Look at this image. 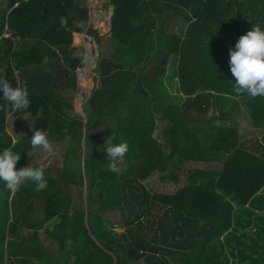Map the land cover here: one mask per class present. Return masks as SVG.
Returning <instances> with one entry per match:
<instances>
[{
	"label": "trees",
	"instance_id": "1",
	"mask_svg": "<svg viewBox=\"0 0 264 264\" xmlns=\"http://www.w3.org/2000/svg\"><path fill=\"white\" fill-rule=\"evenodd\" d=\"M79 2L5 0L0 9V36L2 31L10 35L0 39V73L14 87L26 86L30 100L23 111L0 100V150L19 154L17 167L43 168L47 181L42 191L31 181L18 190L0 182V264L5 255L20 257L22 264H166L157 262L159 256L169 257L171 264H264V205L254 210L264 201V194H258L264 187V152L258 156L239 146L238 128L229 117L241 114L242 104L250 127L264 130V97L237 93L228 63L238 38L256 23L264 27V0ZM169 10L187 20L183 32L165 30L164 12ZM105 32L116 42L112 55L117 61L98 63L96 87L81 72L82 59L71 56L67 47ZM24 41L32 45L13 48ZM161 53L173 66L166 70L171 87L158 80L160 95L175 90L183 101L156 110L169 124L163 143L153 136L151 99L127 107L118 123L104 130L112 144L128 145L123 172L111 171L106 147L92 145V137L81 133L77 109L56 89H75L87 99L91 117L103 115L127 100L130 82ZM58 54L65 64L56 61ZM222 102L229 109L220 120L230 123L214 125L209 145L203 146L182 109L203 113ZM13 113L33 118L35 129L47 131L49 142L64 131L68 139L60 183L50 171L60 158L56 151L38 147L29 152L25 142H13L7 134L6 118ZM115 164L117 169L118 160ZM35 199L42 201L43 230L54 243V254L18 239L20 224L32 226L31 236L37 235L31 219ZM233 203L245 207L243 214H254L249 218L253 231L243 234L248 245L233 234ZM155 204L164 208L157 219L159 235L145 239L137 228ZM114 225L124 231L116 232ZM176 237L180 242L172 244Z\"/></svg>",
	"mask_w": 264,
	"mask_h": 264
},
{
	"label": "rangeland",
	"instance_id": "2",
	"mask_svg": "<svg viewBox=\"0 0 264 264\" xmlns=\"http://www.w3.org/2000/svg\"><path fill=\"white\" fill-rule=\"evenodd\" d=\"M3 3H5V0H0V9L3 10L4 6ZM80 4H83V0H80ZM18 4V2H15L13 4V7H15ZM164 28L166 31H173V32H183L184 27L187 24V21L183 19L182 15L177 11L169 10L167 12H164ZM79 26L81 28H86L85 23H80ZM99 32V31H98ZM99 34V33H98ZM5 36H8V33L5 32ZM98 38L93 37L92 39H87L82 44H75L73 46H68V52H70L71 56L78 57L82 59L83 65L81 66V72L88 75V80L92 81L96 87H100V76H99V69H98V63L101 62V60L107 59L112 62H116L117 59L113 57V51L116 46L115 40L110 37V34H107L106 32L104 35H98ZM1 39V38H0ZM32 45V42L30 41H24V44L15 43L13 48L18 49L20 45ZM56 61L59 62V64H65V60H62L61 57H59V54L56 56ZM172 59L167 57L165 54L161 53L158 55L155 61L150 62L143 71L136 74L135 79H133L130 82V89L128 92L127 100L122 103L118 104L115 108H109L107 112L100 116H93L90 115V109L87 107V99L84 97H81L75 89L70 87H58L56 89V93L62 96L66 101L70 102L72 107H75L78 111V116L81 121L80 125V131L82 134H87L88 138L92 137L91 144L96 145L98 147H107L108 144H112L105 136L104 130L106 128H112V125L115 126L118 121L121 119V117L124 115L127 107L139 105L142 103L143 100L151 99L149 105L152 106V110L155 112V129L153 132V136L158 140V142L163 143L164 141V132L166 128L168 127V122L163 117L161 112H156V110H160L168 105V104H178L180 106V103L183 101V96L176 92L175 90L169 91L168 95H164L166 97H162L159 92L158 87V80H161L162 82L165 80L166 86L169 87L172 86V82L169 81V78L172 77L169 75V73L166 71L169 66H173L171 63ZM34 71V70H33ZM32 71V72H33ZM168 74V75H167ZM171 90V89H170ZM216 98H214L213 102L215 103ZM219 104V108L217 109L214 107V104L211 105L206 112H197L195 110H186V108H181L183 116L185 120L188 122V126L191 129L192 132H194L200 139V142L203 146H208L211 139L208 138L210 135H214V125H218L221 122L220 117L223 114V110L229 109L228 104ZM218 104V103H217ZM239 110L241 114H232V117L229 115L230 120L232 118V123L238 128L239 132V146L245 148L246 150H249L250 152L255 153L256 155H260L262 152H264V149L257 148L256 146L252 147V143L254 140H259L261 142L262 138H264V131L252 129L249 125L248 120L245 115L246 108L241 104L239 106ZM91 117V118H89ZM230 123L229 121L222 123L226 124ZM34 127V120L33 118L29 116L24 115H18V114H10L6 118L5 122V131L7 134L10 135L12 141H21L25 142L26 145L29 147V152L33 151L32 149L35 148H41L42 146L33 147L31 145V136L33 134V131H35ZM89 132V133H88ZM68 139L66 135H64V131H61L60 134L54 137L53 141L49 142L50 147L56 151L60 158L57 160V162L54 163L53 166L50 167L51 176L54 181L60 183L61 179L58 175H60L61 172V165H62V154L65 152L64 145H66V142L64 140ZM99 140V143L97 141ZM107 141V143H105ZM257 142L258 145H260V142ZM83 146V145H82ZM261 147V145H260ZM163 153L166 154L168 152L167 149L164 147ZM79 153V151H78ZM78 153L75 155L77 156ZM219 155V154H215ZM74 156V157H75ZM223 155H220L219 157H222ZM125 158L118 159V168L117 171L120 173L123 172L125 164H126ZM74 191V190H73ZM259 195L262 196L264 194V187L259 191ZM264 196V195H263ZM76 197V195L74 196ZM234 204V210L235 214L233 215L234 220L232 224V228L234 229L233 234L236 236V238H240V240L244 243V245H248V240L245 239L244 233L250 234L251 231H253V228L251 225L254 226V223H251L249 218L250 216H253L254 214L250 215V212H246L243 214L244 208L243 206H239L236 203ZM264 205V201L261 203L259 202L257 207L254 208V210H258L260 206ZM19 207V205H17ZM253 208V207H251ZM32 214L31 219L33 223L35 224V227L38 229L37 236L32 237V226H25L23 224H20V230L21 232L18 234L20 236H23L26 241L31 242L33 247H42L45 249L46 252L54 254V243L52 242V239L49 236H46L44 234L43 229L46 227V222H42V201L39 199L33 200V206H32ZM164 212V208L158 204H155L154 206H150L149 211L145 212L144 216L141 218L140 223L141 226L137 228L138 233L145 239L152 237L153 235L158 236L159 231L157 229V223L159 220L158 217L162 215ZM23 213V212H21ZM24 216H27V213H23ZM258 226H260V223L257 222ZM114 230L118 233H121L124 231V228L117 227V225H114ZM136 227V224L133 225V228ZM199 227V226H198ZM197 227V228H198ZM251 229V230H250ZM195 229L192 232V235L195 234ZM172 241V244H177V241H179L176 238ZM185 241L187 239H184ZM180 242V241H179ZM160 244V243H159ZM166 254V252H164ZM158 261L164 260L166 264H171L172 260L169 257L165 256H159ZM162 259V260H161ZM19 260V259H18ZM229 260H231L229 258ZM140 264H145L144 261L140 260ZM11 263V262H10ZM9 263V264H10ZM11 264H20L18 262H12Z\"/></svg>",
	"mask_w": 264,
	"mask_h": 264
},
{
	"label": "clouds",
	"instance_id": "3",
	"mask_svg": "<svg viewBox=\"0 0 264 264\" xmlns=\"http://www.w3.org/2000/svg\"><path fill=\"white\" fill-rule=\"evenodd\" d=\"M61 23L63 24L64 21L62 20ZM2 37L8 38L10 35L8 33V36H5V33H2L0 38ZM228 63L237 93L246 92L253 98L264 97V27L256 23L242 34L234 47L229 49ZM0 100L10 105L13 111L26 110L30 104L27 87L12 86L2 73H0ZM31 145L42 146L44 150L51 151L47 131L40 129L33 131ZM127 151V143L108 144L104 149V156L110 161L111 171L117 170L115 161L122 158ZM19 159L20 155L10 148L0 150V182L10 190H18L25 181H31L35 184L36 191L44 190L47 181L44 178L43 168L17 167Z\"/></svg>",
	"mask_w": 264,
	"mask_h": 264
},
{
	"label": "crops",
	"instance_id": "4",
	"mask_svg": "<svg viewBox=\"0 0 264 264\" xmlns=\"http://www.w3.org/2000/svg\"><path fill=\"white\" fill-rule=\"evenodd\" d=\"M185 20H186V19H185ZM186 21H187V20H186ZM2 33H5V31H2ZM2 33H1V34H2ZM73 46H74V45H73ZM251 128H252V127H251ZM252 129H255V128H252ZM257 130H261V129H257ZM261 131H264V130H261ZM254 141H258V142H260L259 140H254ZM254 141H253V143H252V147H253V146H254V147L256 146L257 148H261V149L264 148V138H262V140H261V142H260L261 147H260V145H258L257 142H254ZM16 208H18V209L20 210V212L22 211V206H21V205H19V207L16 206ZM25 226H27V225H25ZM27 227H28V226H27ZM20 229H21V228H20ZM32 229L34 230V228H32ZM37 230H38V229H37ZM43 231H44V230H43ZM20 232H21V230H20ZM20 232H19V233H20ZM44 234H45V232H44ZM45 235H46V234H45ZM18 236H19V238H18L19 240H22V239L25 240L23 236H20V235H18ZM36 236H37V235H36ZM36 236H35V237H36ZM46 236H47V235H46ZM23 240H22V241H23ZM226 251H227V248H226ZM18 258L20 259V257H18ZM4 259L6 260V261H4L5 264H9L10 262H11V263H12V262H18V263L22 264V263H21L22 261H17L18 259H15V258L9 257V256H7V255L4 256ZM11 263H10V264H11Z\"/></svg>",
	"mask_w": 264,
	"mask_h": 264
}]
</instances>
